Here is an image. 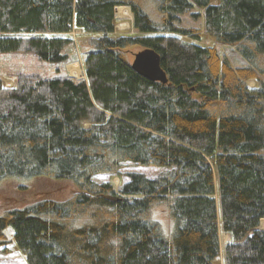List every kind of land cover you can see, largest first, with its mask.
Wrapping results in <instances>:
<instances>
[{"label":"trees","instance_id":"1","mask_svg":"<svg viewBox=\"0 0 264 264\" xmlns=\"http://www.w3.org/2000/svg\"><path fill=\"white\" fill-rule=\"evenodd\" d=\"M192 9L245 66L180 25ZM132 15L138 35L114 36ZM74 28L93 36L85 78L0 77V186H71L6 206L0 240L13 229L28 264H264V0H0V53L64 64ZM135 48L167 83L133 69ZM127 163L167 170L116 186Z\"/></svg>","mask_w":264,"mask_h":264},{"label":"rangeland","instance_id":"2","mask_svg":"<svg viewBox=\"0 0 264 264\" xmlns=\"http://www.w3.org/2000/svg\"><path fill=\"white\" fill-rule=\"evenodd\" d=\"M126 7V6H125ZM131 12V9H130ZM195 14V15H194ZM199 14V15H198ZM132 17L119 18L116 17V31L114 36L121 35H138L134 28ZM180 25L184 28L197 30L202 35L201 44L207 46H216L221 56L227 58L234 68L243 67L246 65L241 54L232 47H225L217 44L213 39L208 37L205 29V19L203 10L192 9L188 14L182 16ZM69 36L73 43L67 49L69 53V61L64 64H54L40 59L36 54L31 52H14L0 53V77L3 79L6 86H13L16 82V74L25 72L29 74H39L43 77L52 78L60 72L75 79L85 78V53L93 49V36L85 33L83 30L74 28ZM142 49L135 48L129 52L128 58L132 62L134 54ZM251 87H256L257 83L254 80L248 81ZM167 169L159 167L144 166L138 163H127L121 170V176H115L113 182L118 186L120 180L124 182L129 180L128 174L132 172L143 173L150 178H156L160 174L166 172ZM110 174H99L95 176V181L106 182L111 179ZM69 183L56 184L48 180H35L27 183L5 182L0 186V213L6 209V206H18L39 198L41 195H54L64 198L69 193ZM7 207V208H8ZM161 218L164 216V209L160 210ZM165 214V213H164ZM260 228H264L260 225ZM13 229L6 230L7 239L2 242L0 240V264H28L25 255L16 246L13 241ZM230 237L225 233H221V252L225 245L229 242ZM218 264H225L224 255L221 254Z\"/></svg>","mask_w":264,"mask_h":264},{"label":"water","instance_id":"3","mask_svg":"<svg viewBox=\"0 0 264 264\" xmlns=\"http://www.w3.org/2000/svg\"><path fill=\"white\" fill-rule=\"evenodd\" d=\"M117 8L115 9V14ZM132 67L136 72L148 80L161 82L163 84L168 82L167 75L161 65V56L151 48H145L135 53Z\"/></svg>","mask_w":264,"mask_h":264}]
</instances>
